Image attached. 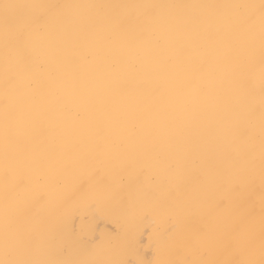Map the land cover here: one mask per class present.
<instances>
[{
  "label": "bare ground",
  "instance_id": "bare-ground-1",
  "mask_svg": "<svg viewBox=\"0 0 264 264\" xmlns=\"http://www.w3.org/2000/svg\"><path fill=\"white\" fill-rule=\"evenodd\" d=\"M0 264H264V0H0Z\"/></svg>",
  "mask_w": 264,
  "mask_h": 264
},
{
  "label": "rangeland",
  "instance_id": "rangeland-1",
  "mask_svg": "<svg viewBox=\"0 0 264 264\" xmlns=\"http://www.w3.org/2000/svg\"><path fill=\"white\" fill-rule=\"evenodd\" d=\"M97 221H98V220H97ZM99 222H100V223H99ZM97 223H99V224H97ZM107 223L110 225V226H109L108 224L106 225V226H108L109 228H115V226H112V225L114 224L113 222H108V221H107ZM96 224H97L96 227H101V225H103V223H101V220H100V219H99L98 222H96ZM105 224H106V222H105ZM142 232H143V233H141V235H142V236H141V239H144V237H145V235H146V232H145V230H143ZM95 234H97V231H95L94 235H95Z\"/></svg>",
  "mask_w": 264,
  "mask_h": 264
}]
</instances>
